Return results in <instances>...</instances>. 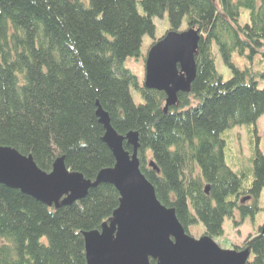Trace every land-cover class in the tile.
Returning a JSON list of instances; mask_svg holds the SVG:
<instances>
[{"label": "trees", "instance_id": "obj_1", "mask_svg": "<svg viewBox=\"0 0 264 264\" xmlns=\"http://www.w3.org/2000/svg\"><path fill=\"white\" fill-rule=\"evenodd\" d=\"M166 12L167 31L200 29L196 78L167 111L165 92L147 88L125 66L142 54L145 34L154 37L148 51L160 39L154 17ZM216 50L232 69L227 80ZM263 50L264 0H0V145L32 155L46 172L63 156L69 170L94 181L115 164L99 105L119 134L138 132L140 169L186 232L202 223L204 235L220 238L227 218L238 226L264 209L256 128L264 71L233 62L235 53ZM243 124L256 136L250 172L234 170L225 155L224 132ZM124 147L133 150L126 140ZM119 202L110 183L56 207L0 182V264H87L84 232L100 229ZM262 228L235 246L250 249L245 264H264Z\"/></svg>", "mask_w": 264, "mask_h": 264}, {"label": "water", "instance_id": "obj_2", "mask_svg": "<svg viewBox=\"0 0 264 264\" xmlns=\"http://www.w3.org/2000/svg\"><path fill=\"white\" fill-rule=\"evenodd\" d=\"M199 40L200 29L195 27L169 30L148 51L144 85L165 92V111L177 103L179 92L191 89L197 75ZM97 115L115 164L100 170L94 181L69 170L63 156L56 159L52 171L46 172L32 155L0 145V182L56 207L84 198L100 183L113 184L120 193L119 206L100 229L84 232L87 264H153L151 258L155 264L247 262L249 248L223 249L206 234L195 238L187 233L175 209L158 199L155 187L140 169L138 132L119 134L99 105ZM125 140L133 148L131 153L124 147ZM149 165L159 171L154 161ZM262 229L264 232V225Z\"/></svg>", "mask_w": 264, "mask_h": 264}, {"label": "rangeland", "instance_id": "obj_3", "mask_svg": "<svg viewBox=\"0 0 264 264\" xmlns=\"http://www.w3.org/2000/svg\"><path fill=\"white\" fill-rule=\"evenodd\" d=\"M141 10V7L139 6ZM248 18V10H244L241 15V22L244 23ZM155 38H161L164 36L170 27L168 13L163 16H155ZM186 24H183V28ZM154 40V37L150 34H145L141 46L142 54L139 57L129 56L125 60V66L129 68L143 83L145 75L144 66V54L148 52L150 43ZM159 40V39H158ZM264 50L262 52L255 53L252 56L247 54L233 55V62L240 68L251 67L254 71H264ZM216 67L217 70L223 75V78L227 80L232 75V69L222 59L218 50H216ZM131 92L135 103L139 104L144 101L140 91L137 88L132 87ZM258 145L260 150L264 153V114L257 120L256 124ZM226 137L225 155L227 163L236 171L243 170L250 172L252 170L253 162V148L252 140L256 139L254 131H252L248 125H236L224 132ZM151 160L148 161V163ZM259 203L264 208V188L261 192ZM238 219V214L235 215ZM264 225V209L260 210L255 217H248L242 224L235 226L233 220L226 219L224 223L225 234L214 239L215 242L223 249H236L242 247L245 239L259 230L260 226ZM190 235L195 238H200L204 235V226L202 223H197L190 227ZM239 250V249H238ZM241 250V249H240Z\"/></svg>", "mask_w": 264, "mask_h": 264}]
</instances>
